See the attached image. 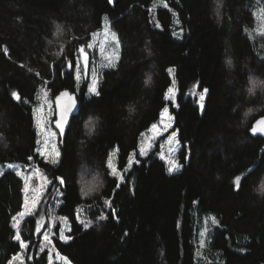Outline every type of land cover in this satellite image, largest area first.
Here are the masks:
<instances>
[{
    "label": "trees",
    "instance_id": "16d2710c",
    "mask_svg": "<svg viewBox=\"0 0 264 264\" xmlns=\"http://www.w3.org/2000/svg\"><path fill=\"white\" fill-rule=\"evenodd\" d=\"M219 2L217 16V0H0V164L14 166L0 176V264L15 256V264H49V251L39 246L52 230L49 199L21 219L26 183L18 167L38 168L61 194L56 213L69 219L65 236L72 239L60 240L58 224L53 249L71 264H264V138L249 131L264 116V92L247 91L250 76L264 81V0ZM105 29L117 34L120 61L101 72L100 96L83 101L84 113L58 139L61 155L52 164L36 151L43 148L37 98L45 89L51 99L79 87L80 101L85 82L62 65ZM169 68L179 108L165 99ZM197 83V92L209 89L203 111L190 95ZM169 105L189 154L185 159L183 147L184 167L172 174L159 143L139 155L141 135ZM129 157L141 163L128 167ZM109 159L125 177L119 189ZM241 174L246 178L234 190Z\"/></svg>",
    "mask_w": 264,
    "mask_h": 264
},
{
    "label": "snow or ice",
    "instance_id": "6c2138e0",
    "mask_svg": "<svg viewBox=\"0 0 264 264\" xmlns=\"http://www.w3.org/2000/svg\"><path fill=\"white\" fill-rule=\"evenodd\" d=\"M108 2L111 4L114 2V0H108ZM167 4H164V7H167ZM221 4L219 2V0H217V7H216V14L217 16H219V10H220ZM177 23H179V21H177ZM157 27H160L159 24H157ZM61 31V27L58 25L57 26V33H59ZM182 34V33H181ZM95 33L92 34L93 38L95 37ZM173 35H176V33L174 32ZM114 37V44L118 45L119 44V40L118 37H115V34H113ZM95 46L92 43H86V44H81L79 46V48L76 51V54L74 55V59H65V64L62 65V67H67L70 72L69 74L71 75V73L74 71L75 73V79L78 82H85V89L86 91L82 92L80 95V101L78 102L77 99V92H80L81 90L79 89V87L73 88V90L70 92L67 89L64 91H58V94L54 95L51 99H49V90L45 89L44 91V95L42 97H38L37 99H43L44 103L42 105H40L38 111H43V109L46 107L48 112L51 115V119L49 120H40L39 124L41 127V130L45 133V137H44V147L43 148H37L36 151L41 155V156H48L50 155V153L48 152V138L49 137H55V136H59L61 142L63 141L64 137L66 136V131L67 129L71 128L73 124H76L79 117L83 115L84 113V104L83 101L87 100H91L93 97H99L100 96V90L98 88V84H99V78L97 73L93 70L91 72V77L89 79V55H88V51L86 49H93ZM5 52H7V48L4 49ZM149 55H151V52L148 53ZM81 57L83 58V61L81 60ZM118 55L115 57L109 56L107 57V66L108 67H113L114 66V60L118 59ZM168 73L171 75L173 73V69L169 68L167 69ZM151 83V76H149L147 78V80L145 81V86L147 87L149 84ZM249 87L247 89L248 94L249 95H255L257 89H260L262 92H264V81L258 80L254 77H249ZM199 87V83L193 85V89L190 92V95L193 97H197L196 103L199 106V109L201 111H203L205 109V99L209 93V89L208 88H203L202 91L197 92L196 89ZM11 97L17 101L20 102L22 100L21 94L18 91H13L11 92ZM177 97V90H176V86H175V80L173 79L172 81V86L167 88L166 94H165V99L172 101L173 102V106L174 108H179V104L175 103ZM131 111V110H130ZM249 113H245V117L248 116ZM164 115L167 117V119L169 121H172L174 119V117L170 114L169 109L166 107L164 109ZM89 123H92L91 121H89ZM171 124L166 125L165 127H170ZM157 125L153 124L152 125V130H156L157 129ZM55 129V131H49V129ZM250 133L255 136L257 134L264 136V116H262L261 118L257 119L255 121V123L251 126V128L249 129ZM177 132L178 130H173L172 133L169 135L168 137V141L171 144L173 141L175 142L176 145H180V141L179 139H176L177 136ZM182 147H184L186 149V154H185V159L189 158V154L187 152V145H183ZM170 151H175V149H170ZM53 153L55 157H60L61 153L59 152L58 149L55 148V146H53ZM147 150L141 146L139 149V155L140 156H147ZM27 159L31 160L32 157H28ZM50 163L52 164H56L58 163V160L56 159H52L50 161ZM135 163L137 165H139L141 163L140 160L136 159L133 160L132 157H129L128 160V167H131V165ZM9 168H13V165H9ZM107 167L111 169L110 175L113 178H116V183H115V188L119 189L121 186V183L125 182V177L122 173H120L116 167L113 166L111 159H109L107 161ZM182 167V165L178 164L175 161H169V167H168V172L169 174H172L175 171H178L180 168ZM125 171H127V168L125 169ZM252 171V169H249L248 172L250 173ZM38 174V170H34L32 175H37ZM0 175H2V173H0ZM16 175L18 176H22L25 179V183H27V176L25 175V172L23 171H17ZM246 178V174H241V175H236L234 177V190H240L241 186H242V180H244ZM41 179H46V177L41 176ZM59 179V183L63 184L64 183V179L58 178ZM43 187V185H41V188ZM95 191V186L92 187H88L86 190L82 189L83 195L87 196L89 195L91 192ZM259 191L261 193H264V184H261V187L259 189ZM40 195H42V192L40 193ZM40 203V200L36 197H33V199L31 200V202H29L27 200V198L25 199V211H21L18 213V215L23 218L26 216H33L36 213L33 212L31 209L34 208L35 206H37ZM105 205L107 207H110L112 209V216L114 219L118 220V217L116 216V209L114 207H112L111 205V201L110 200H106ZM66 219V218H65ZM100 220H106L107 216H101L99 217ZM80 223L83 225L84 229H88L92 226L91 222H84V221H80ZM212 223L216 224L217 221L216 219L213 217L212 218ZM14 227L17 229V231L19 232L20 229V224L19 222L14 224ZM40 230V226L37 223V231ZM125 236H127V233H124ZM205 235V232H201L200 236H201V240H200V245L201 247L204 245L205 241L203 239ZM60 240L63 242H67L68 240L72 239L71 236H65L63 231L60 232ZM15 239L19 242V247L25 251H27L28 249V242H26L24 239H22L20 234H17L15 236ZM44 241H46L47 243L43 244L40 246V251L44 252L46 248H48L51 244V241L49 239L48 234H44L43 237ZM18 256L13 257L12 260L9 261V264H15V260L18 259ZM59 259L61 261H64V264H71V261L68 260L67 257L65 256H59ZM49 260V264H52V256L49 255L48 257Z\"/></svg>",
    "mask_w": 264,
    "mask_h": 264
},
{
    "label": "rangeland",
    "instance_id": "374dc122",
    "mask_svg": "<svg viewBox=\"0 0 264 264\" xmlns=\"http://www.w3.org/2000/svg\"><path fill=\"white\" fill-rule=\"evenodd\" d=\"M259 28L264 30V18L263 17H261V19H260ZM113 34H115V37H116L117 34L114 32H111V30L108 31V29L97 32L95 37L92 39V44H94L95 47L93 49H86L88 51V55H89V79L91 77V72L93 70L97 73L98 78H99V76L103 70H105L107 68H111V67L107 66V63H108L107 57H109V56L115 57L118 55L119 58L114 60V66L113 67L118 65V63L120 61V54H121L120 53L121 52L120 47L121 46H120V42L118 45L114 44ZM91 52L93 53V55H91ZM81 60L83 61L82 57H81ZM172 69H173V73L171 75H172L173 79L175 80V86H176V90H177V97L175 100V103L177 104L179 90H178L177 82L175 79V69L174 68H172ZM43 95H44V92H43ZM43 103H44V101L42 99L41 105ZM167 108L169 109L170 114L174 117L172 110H171V106L169 105V106H167ZM37 115H38V123L40 120L46 121V120L51 119V115L48 112L46 107L43 109V111H38ZM169 124H171V126L166 128L165 126L169 125ZM155 125L158 126L156 130H152V126H151L148 130L143 132V134L141 135V138H140V147L143 146L147 150V153H149V151L152 150L159 143V146L161 149V156L165 160L167 166L169 167V161H175L178 164L182 165V167L178 171H175L173 173L180 172L183 169L184 164L181 162V151H182L183 147H182V143H181L180 138H179V132H177V136H176V139H179V141H180L179 146L176 145L174 141L171 144L168 141L169 135L174 130V119L172 121H169L167 119V117L164 115V111H163L160 121L158 123L156 122ZM39 128H40V131L43 135V147H44L45 133L41 130L40 124H39ZM49 131H55V129L50 128ZM58 139H59L58 135L55 137H49L48 138V152L50 153V155H48L46 157H50L51 159H57V157H55L54 153H53V146H55V148L59 150ZM170 149H175V151H170ZM112 158L115 159L114 156ZM133 160H135V157H133ZM10 164L11 163H9V162L1 163L0 164V173L3 174L7 169H10L8 167ZM112 164L115 167L114 161L112 162ZM16 170L25 172V175L27 176V183L25 184V199L27 198V200L29 202H31L33 197H36L40 200V203L37 206H35L34 208H32L31 210H33V211L36 210L40 206V204H42L41 202L43 201V199H45V200L49 199V206H48V212H47L48 217L46 218V220L52 224L51 225L52 227L50 228L52 230L49 234V239L51 241V244L46 249L49 251V254L52 256L53 263L56 260V261H60L62 264H64V261H61L59 259V256H62V255L57 254L53 249V247H54L53 234H56V232L54 231V228L58 224H61L59 231L60 232L63 231L64 235H66L67 232L70 231V229H71L69 219L66 216H62V215H59L56 213L57 207L61 203V200H60L61 194L57 191V187L54 186L52 184V182L49 179H47V177L41 171H39L38 168L32 167L31 169L30 168L27 169V168H23V167H21V168L18 167V169H16ZM34 170H38L37 175H32ZM41 176L46 177V179H41ZM41 185H43L42 188H41ZM41 192H42V195H40ZM43 214L44 213L41 212L42 219L44 218ZM21 219L18 220L19 223H20ZM51 233H53V234H51ZM45 243H47V242L42 240L40 242L39 246H41ZM20 260L21 261L25 260V257L20 258Z\"/></svg>",
    "mask_w": 264,
    "mask_h": 264
},
{
    "label": "water",
    "instance_id": "95a60500",
    "mask_svg": "<svg viewBox=\"0 0 264 264\" xmlns=\"http://www.w3.org/2000/svg\"><path fill=\"white\" fill-rule=\"evenodd\" d=\"M65 90H66V89H65ZM67 90L71 92L70 89H67ZM62 91H64V90H62ZM76 95H77V99H78V102H79L78 94L76 93ZM260 118H261V117H260ZM258 119H259V118H258ZM254 123H255V122H254ZM68 130H69V129H67V131H66V135H67ZM251 135H252V134H251ZM252 136H253V135H252ZM257 136H260V137L264 138V136H261V135H259V134L255 135L254 137H257ZM65 138H66V136L64 137L63 141L65 140Z\"/></svg>",
    "mask_w": 264,
    "mask_h": 264
},
{
    "label": "clouds",
    "instance_id": "9594fccd",
    "mask_svg": "<svg viewBox=\"0 0 264 264\" xmlns=\"http://www.w3.org/2000/svg\"><path fill=\"white\" fill-rule=\"evenodd\" d=\"M260 184H264V180H262V181L260 182ZM261 194H264V193H261Z\"/></svg>",
    "mask_w": 264,
    "mask_h": 264
}]
</instances>
